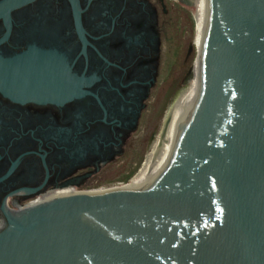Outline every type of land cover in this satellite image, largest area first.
<instances>
[{
	"label": "water",
	"instance_id": "95a60500",
	"mask_svg": "<svg viewBox=\"0 0 264 264\" xmlns=\"http://www.w3.org/2000/svg\"><path fill=\"white\" fill-rule=\"evenodd\" d=\"M193 3L144 172L8 213L0 264H264V0Z\"/></svg>",
	"mask_w": 264,
	"mask_h": 264
},
{
	"label": "flooded vegetation",
	"instance_id": "af4514ba",
	"mask_svg": "<svg viewBox=\"0 0 264 264\" xmlns=\"http://www.w3.org/2000/svg\"><path fill=\"white\" fill-rule=\"evenodd\" d=\"M165 3L0 0V229L125 178L161 74Z\"/></svg>",
	"mask_w": 264,
	"mask_h": 264
},
{
	"label": "rangeland",
	"instance_id": "374dc122",
	"mask_svg": "<svg viewBox=\"0 0 264 264\" xmlns=\"http://www.w3.org/2000/svg\"><path fill=\"white\" fill-rule=\"evenodd\" d=\"M165 2L168 13H164V16L166 17L163 21L165 30V34L163 37V62L159 81L153 91V96L151 97L150 106L148 108L149 110L146 113L147 117L145 119V123L141 131L139 132L140 135L137 141H135L133 145L127 149V153L123 160L126 167L125 178H114L106 182V185L102 183L100 184V186H111L119 183H127L142 166L147 153L146 139L149 127L153 120L167 79L169 78L176 64L185 53L194 34L197 31L196 21L192 16L190 5L182 4L181 2L176 0L177 14L173 26L171 6L167 0H165ZM119 172V166L117 167V165H114L112 173L115 174Z\"/></svg>",
	"mask_w": 264,
	"mask_h": 264
},
{
	"label": "bare ground",
	"instance_id": "6f19581e",
	"mask_svg": "<svg viewBox=\"0 0 264 264\" xmlns=\"http://www.w3.org/2000/svg\"><path fill=\"white\" fill-rule=\"evenodd\" d=\"M188 1L190 2L189 4H190L192 16L194 17V19L196 21V30H197L198 27H199V19H198V16H197V12H196L193 0H188ZM146 165H147V153H146V156H145V159H144V162H143L142 166L139 168L138 172L131 179H133L134 177L142 174L144 172L145 168H146ZM127 183L114 184V185H111V186H101L100 188L93 189L92 191L93 192H104V191H108V190H112V189L121 188L122 186H124Z\"/></svg>",
	"mask_w": 264,
	"mask_h": 264
},
{
	"label": "built area",
	"instance_id": "2783aa9c",
	"mask_svg": "<svg viewBox=\"0 0 264 264\" xmlns=\"http://www.w3.org/2000/svg\"><path fill=\"white\" fill-rule=\"evenodd\" d=\"M100 187H101V186H100ZM100 187H99V188H100Z\"/></svg>",
	"mask_w": 264,
	"mask_h": 264
}]
</instances>
